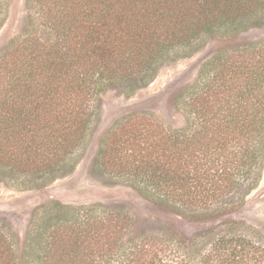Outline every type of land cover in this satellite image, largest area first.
<instances>
[{"label":"trees","instance_id":"trees-1","mask_svg":"<svg viewBox=\"0 0 264 264\" xmlns=\"http://www.w3.org/2000/svg\"><path fill=\"white\" fill-rule=\"evenodd\" d=\"M32 1L37 12L0 56V170L14 173L0 180L27 175L47 185L69 175L90 101L108 88L129 98L167 61L215 41L224 46L175 98L183 126L128 113L103 134L96 163L169 213L217 222L189 237L130 236L133 219L121 209L49 202L33 214L48 221L32 229L43 243L16 260L0 235V264H264V237L221 219L264 171V37L230 50L264 30V0ZM39 23L51 31L45 39Z\"/></svg>","mask_w":264,"mask_h":264},{"label":"rangeland","instance_id":"rangeland-1","mask_svg":"<svg viewBox=\"0 0 264 264\" xmlns=\"http://www.w3.org/2000/svg\"><path fill=\"white\" fill-rule=\"evenodd\" d=\"M30 12H37L32 0H0V56L10 42L16 40L27 27ZM40 23L35 26L36 34L45 39L51 31ZM259 37H264V30L253 29L235 40L230 50ZM222 46V43L208 40L198 51L167 61L152 82L136 90L129 98L108 88L106 93L90 101L89 111L93 112V117L85 140L73 156L71 162L75 168L69 175L47 185H42L41 180L30 183L33 179L27 175L15 176L16 178L6 176V182L0 180V235L9 240L16 260H20L25 250H29L37 242L43 243L38 232L33 235L32 229L34 224L41 225L42 230L44 227L48 229V221L37 223L38 219L33 214L49 202L75 208L101 204L110 209H121L133 219L128 230L131 231L128 232L130 236H155L166 240L172 230L180 236L189 237L215 226L217 221L194 223L145 201L134 190L115 183L113 172L108 168H97L96 155L103 134L116 120L128 113H150L166 127H182L184 117L175 108V98L179 90L194 83L202 64ZM178 51L180 55L185 51L189 52L184 48ZM1 173L14 176L9 171L0 170V175ZM228 199L231 197L225 198L226 201ZM235 200V207L228 216L221 219L244 223L264 237V171L257 187ZM52 223L53 220L49 225ZM39 230L40 226L37 231Z\"/></svg>","mask_w":264,"mask_h":264}]
</instances>
